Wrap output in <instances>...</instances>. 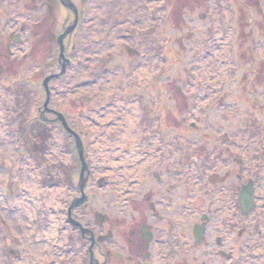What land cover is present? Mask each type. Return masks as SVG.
Listing matches in <instances>:
<instances>
[{
  "label": "rangeland",
  "instance_id": "rangeland-1",
  "mask_svg": "<svg viewBox=\"0 0 264 264\" xmlns=\"http://www.w3.org/2000/svg\"><path fill=\"white\" fill-rule=\"evenodd\" d=\"M73 1L80 5V0ZM259 1L264 5V0ZM7 3V7L4 6L6 13L9 16L14 13V17L2 32L1 24L6 23L7 17L0 5V89L10 94L15 104L4 106V96L0 94V108L4 110L0 117V214L10 224L12 235H9L13 239L7 238V233L0 229L2 263L27 264L29 261L24 258L34 253L43 260L41 264H91L90 241L81 238L80 231L69 223L67 216L72 200L81 195L78 183L82 160L77 139L55 119L56 116L48 115L46 120L39 111L47 98L42 81L61 71L58 38L70 25L73 13L59 0L53 5L52 13L46 0H11ZM255 3L256 0H86L81 7L83 12L78 27L64 39L65 55L72 63L65 77L48 82L52 92L49 107L62 112L68 125L82 136L84 156L94 172L85 188L89 198L76 209L80 216L74 212L76 219L84 225H92L96 211L116 217L117 206H122L117 202L130 194L133 199H139V210L135 212L132 203L123 204L127 205L124 218L131 222L142 221L144 206L152 200H160L162 209L157 221L165 227L171 223V216L175 219L176 211L185 214V209L176 205L184 201V193L189 191L185 190L187 181L180 179L182 173H175L187 159L203 184L198 189L193 185L191 190L193 208L199 216L205 212L202 210L212 209L211 222L214 226L217 224V231L224 228L223 232L243 226L251 230L264 225V220L257 216L260 213L264 216V207L259 206L262 198L258 197L250 216L244 218L239 214L241 219L234 215L235 219L229 220L234 221L233 225L224 219L227 206L233 204L248 176L254 178L258 189L263 188L264 18L256 11ZM137 13L141 18L136 21L134 15ZM43 21V27L32 29L37 22ZM45 29L49 33L46 39L42 36L47 32ZM17 35L19 41L14 39ZM216 43L223 46L218 47ZM124 45L137 49L139 54L126 53ZM202 46L214 48L219 60L207 79L215 86L209 88L206 85L200 87L196 80ZM33 48L44 56L43 61L37 60L42 59L37 53L31 54ZM6 49H12L13 54H7ZM139 61H142L141 79L133 75L135 62ZM78 64L86 65L82 69L89 74L86 79H77ZM111 73H123L125 80L113 86ZM110 85L114 87V93L108 91L107 94L112 96L105 101L109 98L101 89ZM202 89L208 95L200 98ZM118 98L127 103L138 101L142 127L145 122L148 125L142 136L149 144L144 140L137 147V153L125 152L116 160L123 164L127 154H134L150 163L145 173L135 175L127 188L122 187L125 186L123 176L124 182H119L122 173L116 174L113 167L103 165L105 158L96 156L98 151H92L98 144L99 132L101 138L107 137L119 121L111 122L109 130L101 131L91 117L97 115L107 120L109 115L104 113ZM80 100L85 103L81 104L83 109L78 104ZM73 101L79 106L77 112L68 113ZM80 108L83 110L81 115L78 114ZM11 117H15L16 130L14 122L10 125L7 121ZM244 134L260 143L252 149L254 159L244 163L245 169L250 168V174L237 177L232 172L223 183L210 185L206 180L209 181L213 173L226 174L237 167L234 161L244 153L231 157L227 147ZM226 135L231 136L228 141ZM234 145L230 151H234ZM245 148L248 147L240 150ZM18 152L23 155L18 157ZM216 155L222 163L205 161V158L211 161ZM139 165L132 164L129 168L136 170ZM32 176L39 182L34 194L28 182H32ZM171 184L176 186L174 199L162 198L161 193L171 190ZM205 185L207 189L211 188L209 194ZM203 193L209 195L204 202ZM4 198L18 199L23 206L13 214ZM185 215L190 225L199 222L198 214L191 218L189 214ZM175 227H183V230L173 231L169 236L172 243L183 236L178 233L186 230L183 219ZM48 229H55L51 237ZM248 239L236 244V260L247 259L248 252L243 255L241 249ZM40 242L44 247L42 250L37 247ZM209 264L218 263L213 258Z\"/></svg>",
  "mask_w": 264,
  "mask_h": 264
},
{
  "label": "flooded vegetation",
  "instance_id": "flooded-vegetation-1",
  "mask_svg": "<svg viewBox=\"0 0 264 264\" xmlns=\"http://www.w3.org/2000/svg\"><path fill=\"white\" fill-rule=\"evenodd\" d=\"M32 2H34V0ZM55 3L56 0H46V6L48 7L50 13H52V7L55 5ZM44 25V21L42 23L37 22L32 29H36L37 27L40 28ZM24 28L25 27L23 26V29ZM44 32L46 35L44 34L42 36L44 39H46V36L49 34L48 29H45ZM34 33L36 34V32ZM7 50L8 49H6V52ZM35 53H37V51H35L33 48L31 54L34 55ZM38 56L42 57V59L39 58L37 60H44L43 55L38 54ZM59 61L62 64L61 71L48 75L47 77H51L50 80L56 81L55 79H60L62 72H64V69L62 70L63 57H61V60ZM34 72H38V70H35ZM44 81L45 80L42 82L44 83ZM46 91L47 105H45V101L43 109H39L41 112V117L46 119L48 115L56 116V118H54L56 120H60L65 129H67L68 132L76 137L78 133L68 125L65 115L62 112L49 107L52 92L49 90V87ZM76 102L77 101L71 102V105L68 107V113H76L79 107L77 106L78 104L85 105L82 100L78 101V104ZM82 109H79V115H81L83 111ZM58 113H62L64 121L58 116ZM64 122H66L67 125H64ZM80 137L82 138L81 135ZM232 172L234 173V176H237V171L235 168L229 171L230 176L232 175ZM88 174L89 177L94 176V172L91 169L89 162ZM99 182L101 183L102 181L100 180ZM242 186L243 185L240 186L238 195L242 190ZM210 191L211 190H207L206 193L209 194ZM191 194V190L186 192L184 199H192L190 196ZM207 194H205V197L206 199H209V195ZM167 199L171 200L170 198ZM139 202L140 201H128L126 204L128 205L132 203L133 209L135 212H137L139 210V205H137ZM235 202L236 204L240 202L238 197ZM78 204H81V202ZM118 204L122 206H117L118 209L116 208V211L118 215L116 217H112L111 215H107L101 211H96L94 214L95 222L92 225H84L75 218L74 212L75 215H79L78 211H76V209L79 207L76 206L73 208H68L67 216L69 223L80 231L81 238H85L90 241L88 250L89 253L91 251L94 253V259L91 260V264H209V260L213 258L216 259L218 264H251L249 263L248 258H241V260H236L234 258L236 244L240 243L242 240V228H238L237 230L225 229L223 232L224 228L220 227V231H217L215 228L217 224L215 223L214 226V224L211 222L212 209H208L207 212L206 210H203L206 212L205 214L207 216L204 214L199 216V213L197 211L195 212L193 204L187 205L183 203L181 205H177L181 206L182 210L185 209V214H189L190 218L193 217V214H198L197 216L199 217V222H194L193 225H190L187 222V219L189 218H185L186 215L182 214V212L176 211L174 213L175 219H173L171 216L169 219L171 223L167 224L165 227H161L162 224H160L157 219L159 217L158 213L161 212L162 208L158 203H149L147 207L144 206V212L142 211V221L140 220L138 222H131L124 218L125 216L123 215V211H126L127 205H123L125 203ZM197 207L200 208L199 206ZM182 219L186 230L185 232L178 233L177 231L180 229L183 230V227H175V225H177V223ZM196 226H204L201 242H198L196 238ZM175 229L177 230L175 231V234H183V236L177 237L176 241L172 243V238L169 236L172 235ZM216 232H220L223 235L216 234ZM175 238L176 237H174V239ZM178 240H180L181 243L179 242L177 244ZM245 245L246 244H242L241 252L243 255L246 253ZM191 246L193 247L192 253ZM194 251L198 252L194 253Z\"/></svg>",
  "mask_w": 264,
  "mask_h": 264
},
{
  "label": "bare ground",
  "instance_id": "bare-ground-1",
  "mask_svg": "<svg viewBox=\"0 0 264 264\" xmlns=\"http://www.w3.org/2000/svg\"><path fill=\"white\" fill-rule=\"evenodd\" d=\"M134 18L137 19L138 18V14L134 15ZM211 49V56L207 54V50H208V46H202L201 50H200V54H199V58H198V70L200 71V77L202 79H204L205 81L208 79L209 75H212L210 72L212 71L211 69H214L216 62L219 61L217 56L214 53V49ZM226 58V57H223ZM78 68V76L77 79L81 80V79H86L87 76L89 74H85L82 69L86 68V65L84 64H78L77 65ZM215 70V69H214ZM199 74L197 73V80H198V76ZM134 77L141 79L142 77V65L140 67H135L134 70ZM100 77H102L103 75L100 74ZM111 79H112V83L113 86H116V84L124 81V77H123V73H117V74H110ZM91 78V77H90ZM90 78H89V82H90ZM81 82V81H80ZM112 85V84H111ZM105 86L101 89V92H104L105 94L108 93H114L113 86ZM204 87V86H203ZM6 91H2L0 89V94H2L4 96V101L5 104L4 106H8V107H13L14 106V101L13 98L10 94L5 93ZM9 93V92H8ZM98 94H100L97 91ZM112 94H107L106 98H109L105 101L110 100ZM113 101V100H112ZM106 103V102H105ZM99 106V103H98ZM108 110V108H107ZM1 111V116L3 117V113L4 110L1 107L0 108ZM116 113V114H115ZM115 114V115H113ZM140 110H139V102L138 101H134V102H126L120 98L115 100V103L113 104V106H111V108L107 111V113H104V115H109L107 116V120H104V122H102L104 124L103 127H99V129L101 131H107L109 130V126L112 124H114L115 122L118 123L119 121V125L114 127V130L110 131L107 137L101 138L102 136L100 135V132L98 134V144H96V149H98V152L95 153L96 156H100V157H104L105 161H103V165H107V166H111L114 169V173L118 174V173H122V176L125 177V181H128L129 179L133 178L135 175L138 174H143V172L145 171V168L150 164L148 163V160L144 161L146 158H140V157H134L133 153H137V147H139L140 145H142V142L145 140V143L149 144L148 141L146 140V137H143L142 134H144V131L147 129V124L145 122V124L143 125L144 128L142 127V118L140 117ZM2 120V119H1ZM8 123L10 122V125L16 123L15 122V117H11L7 119ZM17 128V125L15 124V129ZM112 132V133H111ZM145 136V134H144ZM113 137V138H112ZM143 137V140H142ZM102 140V141H101ZM117 141V143L115 142ZM9 144V143H6ZM10 146H12L11 144H9ZM250 146L251 149L257 148L260 143L258 140H253L251 139V136L249 134H246L244 136H240L237 138V141L235 143L236 148H243L245 146ZM95 146V145H94ZM92 147V151L93 149L95 150V147ZM111 146V147H110ZM151 147V146H150ZM154 146H152L153 148ZM156 147V146H155ZM148 148V147H147ZM250 148H245L244 149V153L245 155L249 158V161L253 160V152ZM129 153V152H133V155H129L127 154V157L125 159V162L122 164L120 163H116V160L119 159L120 157H123V153ZM18 156H22V153H18ZM129 156V157H128ZM65 159L67 161H69L70 159L65 155ZM131 160L132 164L135 165H139L138 168L136 170H132L129 168L130 164L129 161ZM207 160V159H206ZM214 159H212L211 161H209V158L207 161H209V163L214 162ZM66 161V162H67ZM196 171V170H195ZM182 173L183 177H185L186 180H188L189 182H194L195 184V188H198L199 186L202 185V181L201 179L197 176V171H196V175L194 172V168L190 165V163L188 162L187 159H185L181 165L178 166L176 173L175 174H179ZM249 174V172H248ZM32 182H29V185L32 188L33 194L36 193V184L39 183L37 182V177L35 180V176L33 178L32 176ZM113 180H117L118 178L116 177H112ZM27 182V183H28ZM262 190H264V181H263V188L259 191L261 192ZM59 191V190H58ZM263 198V197H262ZM23 206V203L21 201H17L15 203V205H11L10 206V210H15L12 208L17 207L21 208ZM259 217V215H257ZM261 218L264 220V216L260 215ZM53 228V227H52ZM48 236L51 237V235L53 234V232H55L52 229H48ZM38 244V248L42 250V248L44 249V247H41L42 242L37 243ZM256 255L257 257H262L263 254H261L260 250H256ZM37 252V250H35ZM2 256H0V264H3V258H1ZM264 257V256H263ZM27 264H35L33 262H27Z\"/></svg>",
  "mask_w": 264,
  "mask_h": 264
},
{
  "label": "water",
  "instance_id": "water-1",
  "mask_svg": "<svg viewBox=\"0 0 264 264\" xmlns=\"http://www.w3.org/2000/svg\"><path fill=\"white\" fill-rule=\"evenodd\" d=\"M62 1H63V3H64L67 7L72 8V9L76 12V9H75V7H74V5H73V3H72L71 0H62ZM75 22H76V20H75ZM74 26H75V24L71 25V26L67 29V31L61 36V39L64 38L69 32H71V31L74 29ZM78 145H79V151H80V154L82 155V153H83V147H82L81 142H80L79 139H78ZM85 168H86V164L84 163L83 174H82V176H81V183H80L81 186H83L84 183H85V181H86V179L84 178V170H85ZM248 194H249V191H248L247 193L245 192V193L242 194V196H241V199L243 200V202H244L245 204H247L246 202L248 201V196H249ZM82 200H83V199H78V200L76 201V203H79V202H81Z\"/></svg>",
  "mask_w": 264,
  "mask_h": 264
}]
</instances>
